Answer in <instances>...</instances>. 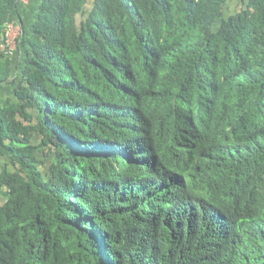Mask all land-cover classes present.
Instances as JSON below:
<instances>
[{"label": "trees", "instance_id": "trees-1", "mask_svg": "<svg viewBox=\"0 0 264 264\" xmlns=\"http://www.w3.org/2000/svg\"><path fill=\"white\" fill-rule=\"evenodd\" d=\"M227 1L0 0V264H264V0Z\"/></svg>", "mask_w": 264, "mask_h": 264}, {"label": "built area", "instance_id": "built-area-1", "mask_svg": "<svg viewBox=\"0 0 264 264\" xmlns=\"http://www.w3.org/2000/svg\"><path fill=\"white\" fill-rule=\"evenodd\" d=\"M24 2L25 0H19ZM21 35L20 24L14 21H9L6 24L5 37L1 44V47L4 48V54L11 56L16 51V39Z\"/></svg>", "mask_w": 264, "mask_h": 264}, {"label": "crops", "instance_id": "crops-1", "mask_svg": "<svg viewBox=\"0 0 264 264\" xmlns=\"http://www.w3.org/2000/svg\"><path fill=\"white\" fill-rule=\"evenodd\" d=\"M21 5L23 6V19L26 22L33 19L38 5V0H25L24 2H21Z\"/></svg>", "mask_w": 264, "mask_h": 264}, {"label": "rangeland", "instance_id": "rangeland-1", "mask_svg": "<svg viewBox=\"0 0 264 264\" xmlns=\"http://www.w3.org/2000/svg\"><path fill=\"white\" fill-rule=\"evenodd\" d=\"M243 4L242 0H228L225 6V14L233 12L234 10H238L240 6ZM9 96V90L2 91L0 95V99H5ZM2 198H0V204L2 203Z\"/></svg>", "mask_w": 264, "mask_h": 264}]
</instances>
